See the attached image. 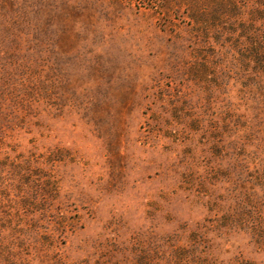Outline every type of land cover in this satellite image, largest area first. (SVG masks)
<instances>
[{"label": "rangeland", "instance_id": "rangeland-1", "mask_svg": "<svg viewBox=\"0 0 264 264\" xmlns=\"http://www.w3.org/2000/svg\"><path fill=\"white\" fill-rule=\"evenodd\" d=\"M0 264H264V0H0Z\"/></svg>", "mask_w": 264, "mask_h": 264}]
</instances>
